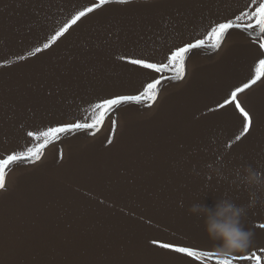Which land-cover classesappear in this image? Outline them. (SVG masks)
Wrapping results in <instances>:
<instances>
[{
	"label": "rangeland",
	"instance_id": "obj_1",
	"mask_svg": "<svg viewBox=\"0 0 264 264\" xmlns=\"http://www.w3.org/2000/svg\"><path fill=\"white\" fill-rule=\"evenodd\" d=\"M42 2L58 29L91 0ZM246 4L132 0L129 9L114 6L93 16L54 50L22 62L20 33L33 47L44 42L33 19L35 0H0V159L43 142L28 131L90 123L101 98L137 94L159 75L137 71L120 56L163 60L169 48L203 37L211 22L233 17ZM262 41L258 30H230L219 51L194 50L185 79L164 80L151 107L122 105L99 131L62 134L45 145L39 161L6 165L0 264H216L217 258L256 264L242 259L253 254L264 264V206L250 209L245 219L254 232L248 252L229 257L216 253L203 219L188 211L193 203L212 207L222 197L247 204L248 191L231 184L233 171L245 163L264 170V79L237 96L254 114L251 135L237 141L242 117L231 104L219 107L254 78ZM218 159L222 176L209 168ZM153 239L207 251L213 259L193 261L151 245Z\"/></svg>",
	"mask_w": 264,
	"mask_h": 264
},
{
	"label": "snow or ice",
	"instance_id": "obj_2",
	"mask_svg": "<svg viewBox=\"0 0 264 264\" xmlns=\"http://www.w3.org/2000/svg\"><path fill=\"white\" fill-rule=\"evenodd\" d=\"M35 4L36 7H34L33 19L39 24L41 30L45 32L44 42H42V46H35L34 50L27 53V56L18 55L17 59L22 62H28L29 57L38 58V54L45 53L47 50H54L53 45L58 47L57 41L62 43L63 40L61 38L67 39L66 34H71L69 31L70 29L74 32L76 28L80 27L86 20L92 19L93 16H98L114 6L119 10L129 9L132 6V0H91L90 6L74 9L73 12L70 13V18L61 24L58 29L51 26L48 20L49 16L44 12L45 5L42 0H35ZM157 7H164V5H159ZM41 14H43V16ZM52 23H54V21ZM236 29L243 30L249 34L258 30L260 36L264 37V0H249V4H246L245 8L240 9L233 17H226L220 21L211 22L203 37H194L169 48L163 60H156L150 56L136 54L120 56L119 59L121 61L132 66L137 71L159 75L152 77L150 82L146 83L143 90L137 94H119L101 98L94 105L96 115L90 123L71 122L50 126L43 131H28L26 133L27 136L32 137L35 141L43 142L28 148L26 152H13L6 158L0 159V191H6L4 171L6 165L20 161H30L32 163L39 161L42 156V149L45 145L54 139H58L62 134L88 129L99 131L106 116L115 112V110L122 105L135 103L147 104L148 107H151L158 100L161 88L164 86V80L183 81L185 79L187 72L186 61L194 50L210 48L219 51L229 31ZM258 47V65L256 66L254 78L243 83L242 86H236L234 90L230 91L229 98H226L224 103L219 105V107L224 108L226 104H231L235 110H238V113L242 117V131L235 137L237 141H240L242 137L251 135L256 128L254 114L242 106L237 96L264 79V58H261L264 57V41L260 42ZM4 67L5 65H0V68ZM168 73H171V75H165ZM112 125L114 132L116 127L115 120L112 121ZM92 134L94 135L95 132ZM112 143L113 140L109 139L108 144L111 145ZM150 243L161 250H166L174 254H183L185 257L192 258L193 261H201L204 259L211 261L213 259L212 253L197 251L190 246H178L175 243L162 242L157 239H153ZM262 255H264V253H262ZM242 259H254L256 264H261L260 255L253 254L252 256L242 257ZM216 264H233V261L226 258H217Z\"/></svg>",
	"mask_w": 264,
	"mask_h": 264
},
{
	"label": "clouds",
	"instance_id": "obj_3",
	"mask_svg": "<svg viewBox=\"0 0 264 264\" xmlns=\"http://www.w3.org/2000/svg\"><path fill=\"white\" fill-rule=\"evenodd\" d=\"M223 166V160L218 159L209 168L222 176ZM231 184L248 191L247 204H237L229 197H222L212 207L196 202L188 209L190 214L203 219L205 231L215 242V251L221 257L245 254L252 246L254 232L245 226V219L250 209L258 204L264 206V170L242 164L234 169Z\"/></svg>",
	"mask_w": 264,
	"mask_h": 264
},
{
	"label": "bare ground",
	"instance_id": "obj_4",
	"mask_svg": "<svg viewBox=\"0 0 264 264\" xmlns=\"http://www.w3.org/2000/svg\"><path fill=\"white\" fill-rule=\"evenodd\" d=\"M23 33H25V32H23ZM17 40H18V42H20L21 44H24L25 46H26V48H25V55L27 56V53L29 52V51H32L33 50V46H34V43L33 42H31L29 39H28V36L27 35H22L21 36V33L17 36ZM196 63V62H195ZM195 80V83L197 82V80H196V78L194 79ZM194 83V88H195V86H196V84ZM186 95V94H185ZM184 95V96H185ZM183 96V97H184ZM31 147H33L32 145H31ZM13 153V152H12ZM11 153V154H12ZM7 157V156H6ZM11 166V165H10ZM9 166V167H10Z\"/></svg>",
	"mask_w": 264,
	"mask_h": 264
}]
</instances>
